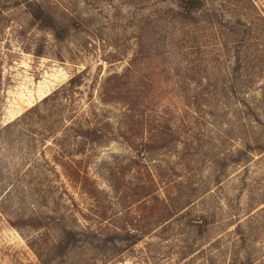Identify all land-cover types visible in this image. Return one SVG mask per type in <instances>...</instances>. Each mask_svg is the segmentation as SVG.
I'll return each instance as SVG.
<instances>
[{
  "label": "rangeland",
  "instance_id": "obj_1",
  "mask_svg": "<svg viewBox=\"0 0 264 264\" xmlns=\"http://www.w3.org/2000/svg\"><path fill=\"white\" fill-rule=\"evenodd\" d=\"M80 72L67 102L109 142L15 122ZM59 225L104 244L50 264H264V0H0V264H39Z\"/></svg>",
  "mask_w": 264,
  "mask_h": 264
},
{
  "label": "trees",
  "instance_id": "obj_2",
  "mask_svg": "<svg viewBox=\"0 0 264 264\" xmlns=\"http://www.w3.org/2000/svg\"><path fill=\"white\" fill-rule=\"evenodd\" d=\"M200 3L201 0H180V7L184 12H191L193 9H197ZM44 18V14L40 9L34 14V19L40 23H44ZM45 23L42 25L51 28V31L56 35H58L59 30H80L84 26L83 21L77 18H52L48 19ZM83 77V72L72 76L64 86L28 109L15 122L27 119L31 113L44 111L43 117L46 119V122L42 125L43 131L46 135H50L54 134L56 127H60L62 129V136L54 139L56 143L61 142L60 146H63L64 142L68 143L69 138H72L74 147H79L76 151L81 153L84 151L86 145L109 142L113 137V129L110 126L109 120H106V115L103 114L104 109L100 108L99 112H97L94 108V103H90L87 109H84L80 114H73L72 106H69L70 103L67 102V100H70V95L82 85ZM50 109H53L56 114H50ZM12 124H8L7 126H12ZM45 124L46 127H44ZM28 220L29 222L31 221V227L38 229H49L51 228V224L56 225L52 217L46 215L29 216ZM56 231L58 233L46 252L30 244L38 258L39 264H50L59 255L66 256L72 254L78 247L81 248L83 246L88 250L97 251L104 244V241L101 239V233L92 229L74 230L69 226L63 225L60 227L59 225Z\"/></svg>",
  "mask_w": 264,
  "mask_h": 264
}]
</instances>
